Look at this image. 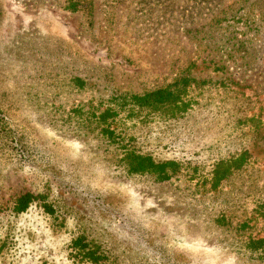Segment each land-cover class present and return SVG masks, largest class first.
<instances>
[{
    "label": "rangeland",
    "instance_id": "rangeland-1",
    "mask_svg": "<svg viewBox=\"0 0 264 264\" xmlns=\"http://www.w3.org/2000/svg\"><path fill=\"white\" fill-rule=\"evenodd\" d=\"M234 1L90 0L88 17L0 0V264H264L248 250L264 239V8L251 26L214 25ZM182 77L198 81L184 116L128 133L198 177L124 172L118 119L109 141L100 118L110 95ZM242 148L251 164L212 178ZM26 194L37 200L15 215Z\"/></svg>",
    "mask_w": 264,
    "mask_h": 264
},
{
    "label": "trees",
    "instance_id": "trees-1",
    "mask_svg": "<svg viewBox=\"0 0 264 264\" xmlns=\"http://www.w3.org/2000/svg\"><path fill=\"white\" fill-rule=\"evenodd\" d=\"M65 4V9L70 12H83L88 17L90 16V0H65ZM261 4H264V0H236L221 9L216 16L211 18V21L216 26L220 25L222 21H230L243 27L251 26L249 22L251 21L252 9L256 6L264 8V6H260ZM236 40L241 41L237 38ZM197 83L198 81L195 79L182 77L163 89L144 95L119 92L110 95L108 99L110 104L102 112L100 118L102 121L110 120L104 129L109 136V141L110 138L115 137L111 126L115 123L114 119H118V152H120L121 167L124 172L135 176H149L156 181H169L174 177L180 178L182 176L198 177L196 167L192 168L189 163L177 160L156 161L151 155L142 152L137 147L135 139L128 133V130L135 126L134 122L149 121L156 118L170 120L173 114L182 118L188 108L186 98L193 92L198 85ZM0 126H5L2 119H0ZM242 149L231 159L221 160L215 164L211 173L212 178L220 179L226 177L230 172L234 173L249 166L252 159L251 152L247 148ZM35 200L37 197L32 194L19 197L14 207L15 215L25 212ZM81 239L76 238L71 245L76 257L83 248ZM248 250L257 254L260 259V255L264 252V239H251Z\"/></svg>",
    "mask_w": 264,
    "mask_h": 264
}]
</instances>
